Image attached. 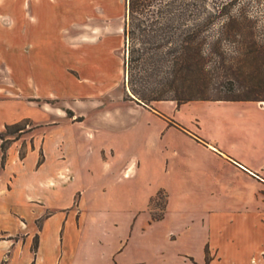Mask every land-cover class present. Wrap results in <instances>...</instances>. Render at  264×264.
Segmentation results:
<instances>
[{
    "label": "rangeland",
    "instance_id": "rangeland-1",
    "mask_svg": "<svg viewBox=\"0 0 264 264\" xmlns=\"http://www.w3.org/2000/svg\"><path fill=\"white\" fill-rule=\"evenodd\" d=\"M38 5L39 0L30 5L28 0H0V131L9 138L3 158L0 137V233L13 232L20 239L23 264L26 245L34 247L44 220L55 214L43 228L40 264H59L60 259V264H130L141 257L143 264H163L152 249L156 234L145 226L149 210L164 213L163 191L149 203L152 186L142 184L126 194L116 183L85 189L82 205L84 191H48L58 206L23 201L25 172L33 178L44 158L45 132L61 137L64 151L90 156L100 172L113 169L114 182L130 159L138 162L140 176L165 171L174 151L205 159L217 147L264 152V99H195L181 105L161 100L145 106L125 98V0H42L46 9L40 16ZM68 105L77 115L67 109L57 124L46 123L56 117L49 113L54 107ZM6 120L18 123L14 133L2 126ZM69 216L72 241L65 246V239L58 247L57 226ZM69 232L66 223L63 234ZM118 247H124L118 260L108 252L99 254ZM174 264L182 262L175 258Z\"/></svg>",
    "mask_w": 264,
    "mask_h": 264
},
{
    "label": "crops",
    "instance_id": "crops-1",
    "mask_svg": "<svg viewBox=\"0 0 264 264\" xmlns=\"http://www.w3.org/2000/svg\"><path fill=\"white\" fill-rule=\"evenodd\" d=\"M35 9L39 16L45 11L42 0ZM66 107H54L55 112L49 113L56 117L46 123L57 124L58 117H67V109L77 115L72 105ZM69 120L73 123L78 119ZM9 121H3L2 126L6 127ZM50 134L45 132L42 141L44 158L34 171V177L25 172L22 196L25 203L43 200L46 205L58 206V202H50L48 191L53 194L84 191L80 200L82 205L87 200L85 189L102 186L105 189L107 185L116 183L126 194L131 188L136 190L142 184L149 185L153 192L149 203L152 204L160 191L166 196L164 213L156 215L152 209L149 210L145 223L146 228L151 227L156 234L152 249L154 254L160 255L163 264H174L175 258L182 264H264V152L251 155L217 147L218 151L205 159L174 151L173 156L166 160L165 171L154 175L142 173L140 176H137L138 162L130 159L112 183L113 169L105 168L100 172L94 159L81 156L79 152L64 151L63 139ZM10 201L14 202L12 198ZM55 216L50 215L44 220L37 246L34 244L31 249L26 245L28 258L23 264L33 261L40 264L43 228ZM71 217H64L63 223L57 226L55 241L58 247L60 242L64 245L65 239V246L72 241L74 220ZM66 223L70 232L64 235ZM11 233L6 236L0 233V264L3 261L5 264H19L22 259L25 246L20 245V239ZM27 234L30 238L31 233ZM123 249L118 247L99 254L102 256L108 252L116 258ZM145 262L146 259L141 257L130 264Z\"/></svg>",
    "mask_w": 264,
    "mask_h": 264
},
{
    "label": "trees",
    "instance_id": "trees-1",
    "mask_svg": "<svg viewBox=\"0 0 264 264\" xmlns=\"http://www.w3.org/2000/svg\"><path fill=\"white\" fill-rule=\"evenodd\" d=\"M123 35L125 98L264 99V0H125Z\"/></svg>",
    "mask_w": 264,
    "mask_h": 264
}]
</instances>
